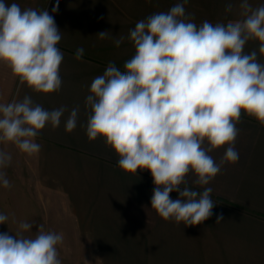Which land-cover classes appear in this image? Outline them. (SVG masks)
Listing matches in <instances>:
<instances>
[{
  "label": "clouds",
  "instance_id": "clouds-1",
  "mask_svg": "<svg viewBox=\"0 0 264 264\" xmlns=\"http://www.w3.org/2000/svg\"><path fill=\"white\" fill-rule=\"evenodd\" d=\"M187 3L182 0L167 12L153 13L129 30L134 55L124 62L123 71L109 62L92 80L84 125L89 141L103 139L115 152L123 172L151 173V208L163 220L185 227L203 224L213 215V190L206 186L224 164L238 162L235 143L242 115L264 125V63L258 59L264 55V4L253 7L249 0H240L241 19L197 25L186 13ZM232 11L233 4L226 3L225 12ZM96 36L103 40L109 32ZM124 39L113 43L119 47ZM61 40L62 32L47 10L0 0V64L10 69L19 86L37 94L61 90ZM249 41L258 42V51L244 52ZM84 51L77 48L74 58L81 60ZM66 111L63 106L47 110L30 95L0 103V145H12L28 157L37 155L41 130L58 128ZM78 115V107L71 109L66 132L75 130ZM221 147L225 151L217 163L210 153ZM12 159L11 152L0 148V188L12 187L5 171ZM190 173L202 191L188 187ZM172 192L180 198L173 200ZM8 220L0 213V224ZM221 221L222 214L216 225ZM34 223L19 222L15 236L0 233V264H62L58 246L63 234L45 231L43 224L33 233Z\"/></svg>",
  "mask_w": 264,
  "mask_h": 264
},
{
  "label": "crops",
  "instance_id": "crops-1",
  "mask_svg": "<svg viewBox=\"0 0 264 264\" xmlns=\"http://www.w3.org/2000/svg\"><path fill=\"white\" fill-rule=\"evenodd\" d=\"M5 2L17 3L22 9L47 10L62 32L58 47L64 53L60 66L63 84L59 92L37 94L19 86L10 69L0 64V103L30 95L47 110L67 109L58 128L48 125L41 130L36 138L42 146L40 152L32 157L22 154L34 195L52 197L46 214L55 219V227H61L55 232L65 236L72 228L77 244H86L70 246L63 240L61 248L94 251L82 264H264V125L242 115L235 143L238 162L224 164L206 186L213 190V215L203 224L187 227L163 220L151 208L155 186L149 171L138 175L123 172L117 166L118 156L103 139L89 141L86 136L89 110L85 98L92 80L104 73L109 62L123 71L124 62L135 52L127 39L129 30L182 0H60L56 13L52 12L56 0ZM229 2L233 11L226 13ZM239 3L188 0L185 9L197 25L205 20L226 23L241 19ZM249 3L256 7L264 0ZM102 31H108L109 38L96 36ZM121 36L125 39L116 47L113 40ZM79 47L85 51L78 61L74 55ZM253 50L258 51L257 41H249L244 48L246 53ZM258 59L264 63V55L258 54ZM76 107L77 127L69 133L64 124ZM13 151L21 154L15 147ZM224 151L221 147L210 155L219 163ZM187 180L188 187L203 190L193 183V174ZM170 196L180 198L178 192ZM220 214L224 221L216 225Z\"/></svg>",
  "mask_w": 264,
  "mask_h": 264
},
{
  "label": "rangeland",
  "instance_id": "rangeland-1",
  "mask_svg": "<svg viewBox=\"0 0 264 264\" xmlns=\"http://www.w3.org/2000/svg\"><path fill=\"white\" fill-rule=\"evenodd\" d=\"M6 151L12 153V164L5 169L7 178L12 187L10 189L0 188V213L9 216L7 224H0V233H8L10 236H15V231L21 221H34L31 231L35 233L38 226L43 224L45 231L60 230L61 227H55V219L47 216V203L51 201L52 197H36L31 185V176L25 170L23 155L14 153V147L8 145H0ZM53 212V209L48 208ZM49 210V212H50ZM55 212V211H54ZM53 214H56L53 213ZM33 233H25V235H32ZM58 233V232H57ZM60 233V232H59ZM66 236V237H65ZM64 236V240L68 241L70 246H85V243L79 242L77 244L76 236L71 232ZM60 259L62 264H82L86 258L90 257L94 251L88 249H62L58 246Z\"/></svg>",
  "mask_w": 264,
  "mask_h": 264
}]
</instances>
